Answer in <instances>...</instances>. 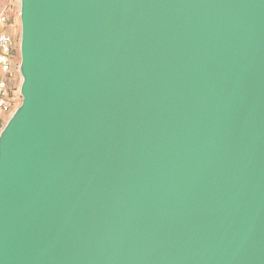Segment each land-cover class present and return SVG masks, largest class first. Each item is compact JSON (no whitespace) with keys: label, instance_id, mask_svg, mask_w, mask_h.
Listing matches in <instances>:
<instances>
[{"label":"water","instance_id":"95a60500","mask_svg":"<svg viewBox=\"0 0 264 264\" xmlns=\"http://www.w3.org/2000/svg\"><path fill=\"white\" fill-rule=\"evenodd\" d=\"M0 264H264V0H19Z\"/></svg>","mask_w":264,"mask_h":264},{"label":"built area","instance_id":"2783aa9c","mask_svg":"<svg viewBox=\"0 0 264 264\" xmlns=\"http://www.w3.org/2000/svg\"><path fill=\"white\" fill-rule=\"evenodd\" d=\"M14 54V41L9 31L8 19L4 14L0 15V115H8L12 112L18 101L20 91L16 90L14 71L11 63Z\"/></svg>","mask_w":264,"mask_h":264},{"label":"rangeland","instance_id":"374dc122","mask_svg":"<svg viewBox=\"0 0 264 264\" xmlns=\"http://www.w3.org/2000/svg\"><path fill=\"white\" fill-rule=\"evenodd\" d=\"M4 14L8 19V26L10 34L14 41V54L12 57L11 67L14 71V77L16 79L15 87L16 90L20 91L22 78L19 72L20 66V52L19 45L21 39V25H20V1L19 0H0V15ZM22 98L19 97L18 101L15 103L12 112L8 115L1 116L0 115V132L4 128L6 122L12 115V113L20 106Z\"/></svg>","mask_w":264,"mask_h":264},{"label":"trees","instance_id":"16d2710c","mask_svg":"<svg viewBox=\"0 0 264 264\" xmlns=\"http://www.w3.org/2000/svg\"><path fill=\"white\" fill-rule=\"evenodd\" d=\"M14 48H15V45H14ZM0 126H1V123H0Z\"/></svg>","mask_w":264,"mask_h":264},{"label":"crops","instance_id":"0c3cea01","mask_svg":"<svg viewBox=\"0 0 264 264\" xmlns=\"http://www.w3.org/2000/svg\"><path fill=\"white\" fill-rule=\"evenodd\" d=\"M0 75H1V73H0Z\"/></svg>","mask_w":264,"mask_h":264}]
</instances>
